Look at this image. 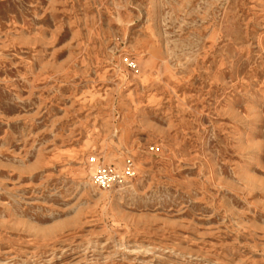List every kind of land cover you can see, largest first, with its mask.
Segmentation results:
<instances>
[{
	"label": "rangeland",
	"instance_id": "obj_1",
	"mask_svg": "<svg viewBox=\"0 0 264 264\" xmlns=\"http://www.w3.org/2000/svg\"><path fill=\"white\" fill-rule=\"evenodd\" d=\"M0 264H264V0H0Z\"/></svg>",
	"mask_w": 264,
	"mask_h": 264
},
{
	"label": "built area",
	"instance_id": "obj_2",
	"mask_svg": "<svg viewBox=\"0 0 264 264\" xmlns=\"http://www.w3.org/2000/svg\"><path fill=\"white\" fill-rule=\"evenodd\" d=\"M132 165L126 163L122 172L118 173L111 167H100L93 175V184L100 188H110L113 185L119 184L123 177L127 178L132 175Z\"/></svg>",
	"mask_w": 264,
	"mask_h": 264
}]
</instances>
